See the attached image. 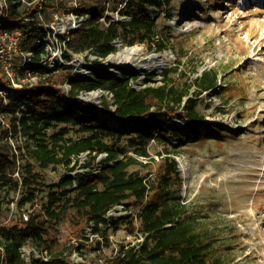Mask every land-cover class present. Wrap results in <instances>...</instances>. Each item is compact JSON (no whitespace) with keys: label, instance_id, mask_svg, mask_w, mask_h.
I'll return each instance as SVG.
<instances>
[{"label":"trees","instance_id":"obj_1","mask_svg":"<svg viewBox=\"0 0 264 264\" xmlns=\"http://www.w3.org/2000/svg\"><path fill=\"white\" fill-rule=\"evenodd\" d=\"M114 1L113 10L121 7L118 12L128 16L129 21L116 23L109 16H103L107 0H75L73 5L69 4L70 0H24L23 4L6 0L4 13L9 24L0 22V27L22 32L25 38L22 49L32 53L35 64L45 49L42 42L45 33L39 25L49 23L55 14H73L78 18L90 16L68 36L65 47L70 53H63L66 61L72 58L71 53L86 51L104 59L114 51L111 43L115 40H121L125 46L145 44L155 52L165 49L164 40L154 38L155 20L149 7L161 9L168 0ZM22 18L33 19V22L26 25ZM37 40L41 43L34 46ZM62 69L56 68L53 76L41 78L38 87L7 98L0 96V115L3 116V121L0 120V189L11 185L14 189L17 186L24 189L26 196L18 203L23 207L33 203L35 189L40 183V174L35 167L39 170L63 167L74 171L72 158L86 153L84 167L89 171L77 174L75 182L70 177H61L57 184L49 187L40 212H23L19 221L0 226V264H71L63 253L52 254L51 246L55 240L49 239L53 231L49 222L57 224L67 210L74 209L86 224H94L93 231L98 233L101 228L97 225L107 226L104 216L113 207L122 205L128 210L129 200L143 201L154 182L128 171L131 166L140 165L137 156L149 157L145 147L139 145L152 139L158 131H169L174 118L201 123L204 118L196 112L195 100L203 93L215 90L219 79L218 73L209 69L202 71L192 82L178 85L170 76L178 72L177 64L163 71L159 86L137 90L124 76L120 79L77 80L70 72H61ZM32 72L41 77L44 69L36 65ZM6 81L0 70V87ZM65 82L69 87L66 96L70 99L62 106L65 93L60 85ZM97 90L111 96L112 103L107 100V95L103 97L101 108L111 114L119 128L110 126L108 120L101 122L99 110L77 98L82 92ZM190 92L192 98L185 99ZM57 125L63 127L48 133ZM70 131L78 137H68ZM128 133L133 135L128 139V147L134 148L137 156L124 155L118 147L121 137ZM100 154H106V157L96 162ZM161 159L158 188H164L178 177L173 153L166 151ZM98 163L103 167L94 174L92 170ZM187 212L185 203L151 200L135 216L142 241L132 246L120 245L113 256L92 264H225L222 257L211 254L213 235L198 221L189 220ZM132 217L127 215L117 221L131 225ZM26 245L32 248L29 262L21 254V248ZM43 250L50 256L48 261L34 257V251Z\"/></svg>","mask_w":264,"mask_h":264},{"label":"rangeland","instance_id":"obj_2","mask_svg":"<svg viewBox=\"0 0 264 264\" xmlns=\"http://www.w3.org/2000/svg\"><path fill=\"white\" fill-rule=\"evenodd\" d=\"M17 1L24 3V0H14ZM5 2L0 0V6ZM114 2L107 0L103 16H109L116 23L129 21L128 16L118 12L121 7L113 10ZM69 4H75V0ZM149 13L155 20L154 38H162L165 49L155 52L145 44L125 46L121 40H115L111 43L114 51L109 54L112 63L118 66L127 63L124 72L115 79L124 76L137 90L159 86L163 71L178 64V72L170 75L178 85L192 82L209 69L218 73V85L195 100V110L204 118L201 123L174 118L169 131H158L152 139L139 145L145 147L149 157H139L134 148L128 147L131 133L119 140L118 147L123 154L137 156L141 162L128 171L154 182L143 201H128V213L133 216L131 225L115 220L93 234L86 230L84 219L69 209L57 224L49 222L53 226L49 239L55 240L51 252L63 253L71 264H92L113 256L120 245L138 244L142 237L135 216L145 204L156 199L167 204L185 203L188 219L198 221L213 235L211 254L222 257L225 264H264V0H168L161 9L149 7ZM58 16L56 23L49 25L52 36L47 40L49 51L42 63L43 75H31L36 86L41 78L53 76L54 68H64L61 72L68 71L77 80L101 77L94 73L85 76L74 65L80 62L101 65L109 55L102 59L86 51L72 55L69 61L62 58V39L73 27L74 15ZM128 48L138 49L139 53L132 59L122 60L119 54ZM151 54L166 63L159 73L135 67ZM27 80L24 85L29 84ZM60 88L65 93L62 106H66L70 99L66 96L68 84L65 82ZM93 92L100 93L96 101L92 100ZM191 92L185 99L192 98ZM106 95L112 103L111 96L103 90L82 92L77 98L95 106L101 122L108 120L110 126L119 128L111 114L102 111L101 102ZM62 127L54 126L48 133ZM67 136L78 137L73 131ZM166 151L173 153L178 177L164 188H158L157 174ZM97 158L96 162H100L101 157ZM85 162L87 156L83 153L71 164L74 171L63 167L47 170L35 167L40 183L33 203L23 207L18 203L26 196L24 189L19 186L14 189L13 185L0 189V226L19 221L23 212H40L49 187L61 177L73 178L80 174ZM31 250L30 245L21 248L26 262L30 261Z\"/></svg>","mask_w":264,"mask_h":264},{"label":"built area","instance_id":"obj_3","mask_svg":"<svg viewBox=\"0 0 264 264\" xmlns=\"http://www.w3.org/2000/svg\"><path fill=\"white\" fill-rule=\"evenodd\" d=\"M15 3V2H13ZM6 2L5 5L0 6V22L3 25H8L9 22L6 20V15L4 13V10L6 9ZM73 15V14H69ZM61 17H65L68 15H60ZM75 16V15H74ZM72 16V21L74 23L73 27L70 28L64 35L63 41V47L64 51L62 52V58L63 53L66 51L70 53L66 47L65 43L68 42V36L72 32V30L79 29L84 21L90 19V16L87 15L85 17L78 18L77 16ZM60 18L57 14L53 16V19L49 23H41L39 27L42 29V31L45 33V37L43 39V43L45 46L44 53L41 54L40 60L37 64L33 63L32 61V53L24 51L22 49V41L25 40L24 35L22 32L18 29H5L4 27H0V70L4 73L5 79L8 80V82H2L0 87V96L3 98H7L9 96L18 95L20 93H23L25 90H30L32 88L38 87L36 86L37 83L34 76H31L33 74V68L36 65H39L42 67V63L44 61V58L46 57L49 46L47 40L50 38L52 30L49 28L50 24L56 23V18ZM78 20V21H77ZM21 21L28 25L29 23L33 22V19L30 18H22ZM41 42L37 40L34 43V46L40 44ZM71 55H74L71 53ZM65 60V59H64ZM71 60V59H70ZM66 61V60H65ZM44 69V68H43ZM56 68L53 69L55 72ZM50 75V74H49ZM48 75V76H49ZM27 78H30V80ZM27 80L29 83L28 85H24L23 82ZM12 88V89H11ZM83 100V99H81ZM84 101V100H83ZM0 120L3 121V116L0 115ZM82 155V154H81ZM81 155H79L77 158H79ZM101 159L106 157V154H100L98 156ZM72 158V163L77 159ZM98 159V158H97ZM100 159V160H101ZM92 171L94 174H97L102 169V165L99 163L96 165ZM86 171H89V168H85L81 170V173H84ZM72 178V177H71ZM74 179V180H73ZM72 180L75 182V177L72 178ZM123 213V214H122ZM124 215H132L128 213V210L125 209L122 205H117L113 207L111 210H109L106 215L104 216V220L107 222V225L111 224L110 220H118L119 218L124 217ZM26 218V217H24ZM98 228H103V224L99 223ZM93 228H95V225L92 223L87 224V231L92 232L93 234H98L93 231ZM35 258H40L43 261H48L50 259L49 254L45 250L42 252H33ZM78 256V254H76ZM82 258L80 257L79 260ZM101 262V260H99Z\"/></svg>","mask_w":264,"mask_h":264},{"label":"bare ground","instance_id":"obj_4","mask_svg":"<svg viewBox=\"0 0 264 264\" xmlns=\"http://www.w3.org/2000/svg\"><path fill=\"white\" fill-rule=\"evenodd\" d=\"M138 53V49L128 48L125 49L123 53H120L119 57L122 60L132 59L134 56L138 55ZM124 65H127V63H123L120 66L112 63V56L109 55L101 65L92 66L90 64L85 65L80 62L74 66L85 76L94 73L96 77L101 76L105 78H116L124 72ZM165 65L166 63L163 60H160V57L151 54L142 63L137 64L135 67L141 71L149 70L152 73H159ZM99 98L100 93H92V100L96 101Z\"/></svg>","mask_w":264,"mask_h":264}]
</instances>
